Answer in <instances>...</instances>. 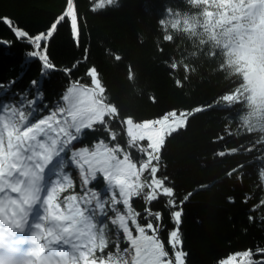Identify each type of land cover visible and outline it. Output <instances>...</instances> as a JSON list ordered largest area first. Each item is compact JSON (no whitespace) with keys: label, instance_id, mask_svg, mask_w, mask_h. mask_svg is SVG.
<instances>
[{"label":"snow or ice","instance_id":"snow-or-ice-1","mask_svg":"<svg viewBox=\"0 0 264 264\" xmlns=\"http://www.w3.org/2000/svg\"><path fill=\"white\" fill-rule=\"evenodd\" d=\"M197 3L198 7L193 0H185L187 6L199 13L196 19L200 29L209 34L207 43L215 62L214 71L224 73L226 80L237 77L238 86L230 85L214 104H225L228 108L242 105L238 110L239 125L249 134L253 131L261 134L245 149L251 152L256 145L264 146V120L259 119V115H264V0H197ZM114 4H118V0H96L90 10L95 12ZM67 6L68 0L66 9ZM184 16L179 10L167 7L165 18L158 21L163 33L158 39L171 43L174 38L170 33L176 31V21L184 22L180 19ZM65 21L69 22L74 42L79 45L78 15L75 29L70 17L63 12L47 29L36 34L13 25L11 19L0 18L17 41L30 45L25 65L32 62L30 58L38 59L42 77L57 68L50 58L49 44ZM0 43L9 46L2 38ZM157 50L163 53L159 45ZM105 51L114 60L123 59L118 53ZM191 58L193 54L188 53L187 58L181 56L177 60L176 56H169L164 61L177 87L182 88L190 73L196 70L195 65L186 67L187 59ZM84 59L86 62L87 50ZM76 67L78 64L64 71L71 75ZM181 70L183 79L178 75ZM84 75L89 83H72L62 96L65 107L34 122H29L31 113L26 114L18 107L9 110L0 104L5 112L10 111V117L0 115V264H187L181 225L183 205L191 194L177 200L174 188L166 186L169 177L158 175L161 153L168 137L187 128L189 112L195 116L213 105L197 106L195 111L172 109L160 117L138 122L119 117L114 106L109 110L106 87L95 65L87 68ZM31 86L36 88L37 94L28 101L29 105L42 98L39 82L33 80ZM26 95L25 92V98ZM150 100L156 102L154 96H150ZM110 121L123 126L127 144L136 148L143 160L133 161L120 144L110 146L103 138L98 139L92 149L72 147L82 139L85 130L104 132L109 141L115 142L118 134L111 128ZM225 131L232 135L227 124ZM224 139V135H219L214 142ZM238 151L224 147L214 156L233 155ZM68 156L70 159H66ZM258 159L264 160V157ZM242 167L239 165L228 175ZM65 168L78 170L77 179L72 178L70 171L65 172ZM145 173L147 178H143ZM98 174L111 191L109 199H101L100 192L93 188ZM259 176L264 186V169ZM240 178L238 175L237 179ZM77 184L82 194L73 192L62 196L76 189ZM138 197L146 202L143 213L133 207V198ZM161 197L168 198L164 207L169 210L171 229L163 222L161 211L148 207ZM256 207H264V199L251 210ZM109 212L113 214L110 223L118 230L117 235H122L130 245L124 253L117 241H112L110 248L108 224L97 220V217H107ZM30 217L33 218L31 224ZM252 219L249 216L250 222ZM28 229H31L30 234H26ZM161 233H166L170 250H166ZM60 246H68L70 250ZM222 264H264V248L256 247L255 253L247 249L231 254Z\"/></svg>","mask_w":264,"mask_h":264},{"label":"trees","instance_id":"trees-1","mask_svg":"<svg viewBox=\"0 0 264 264\" xmlns=\"http://www.w3.org/2000/svg\"><path fill=\"white\" fill-rule=\"evenodd\" d=\"M95 3L96 0H68L66 9V0H0V18L11 19L13 25L29 33L44 31L63 12L70 17L73 29L78 15L81 29L77 45L69 22H62L49 44V55L57 68L42 77L38 59L30 58L32 62L25 65L30 45L17 41L7 24L0 22V38L9 42V46L0 43V101L12 99L20 103L26 114L31 113L29 122H34L59 107H65L62 96L66 90L75 82L87 85L89 78L85 77V71L95 65L106 87L109 110L114 106L119 117L142 122L172 109L195 111L197 106L213 105L195 116L189 112L187 115L191 118L187 128L168 137L161 153L158 175L169 177L166 186L174 188L177 200L191 194L183 205L181 225L183 248L188 253L187 264H222L231 254L247 249H253L255 253L256 247L264 248V207L251 210L264 199V186L259 176L260 170L264 169V160L258 159L264 157V151L260 150L264 146L256 145L253 151H245L261 134L255 131L249 134L239 125L238 110L242 105L228 108L225 104H214L230 85L238 86L237 77L226 80L224 73L214 71L215 62L207 43L209 34L198 25L196 17L199 13L187 6L185 0H118V4L94 12L90 9ZM193 4L199 6L197 0H193ZM167 7L185 14L180 18L184 22L176 21V31L170 33L174 38L171 43L158 39L163 35L158 21L165 18ZM158 45L163 48V53L157 50ZM106 49L120 54L123 59L114 60L106 54ZM188 53H192L193 58L187 59L186 67L195 65L196 70L180 88L175 85L164 61L169 56H176L177 60L181 56L187 58ZM74 64L78 67L71 75L66 74L64 69ZM178 75L183 79L184 71H179ZM33 80L39 82L42 98L29 105L28 101L37 94L36 88L31 86ZM150 96L156 98L155 103ZM259 119L264 120V115H259ZM226 124L232 135L226 134ZM110 126L118 134L115 142L109 141L104 132L85 130L82 139L74 142L72 147L92 149L94 143L103 138L110 146L120 144L133 161L139 163L143 160L137 149L127 144L123 126L115 121H110ZM219 135H224L225 139L214 142ZM224 147L239 151L215 157L214 153ZM239 165L243 167L229 176V171ZM69 171L65 168V172ZM77 172L74 168L70 171L74 180ZM238 175L240 179H237ZM147 176L145 173L143 178ZM93 188L100 192L101 199L110 198L107 182L99 174ZM73 192L82 194L79 184L62 196ZM167 199L161 197L148 207L161 211L163 222L171 229L169 210L164 207ZM132 203L143 213L146 206L143 197L133 198ZM112 215L109 212L107 217H97V220L108 224L110 248L111 242L117 241L121 253H124L130 245L122 235H117L118 230L110 223ZM249 216L253 217L251 222ZM161 237L165 239L166 250H170L166 233H161ZM256 258L254 255L253 259Z\"/></svg>","mask_w":264,"mask_h":264},{"label":"rangeland","instance_id":"rangeland-1","mask_svg":"<svg viewBox=\"0 0 264 264\" xmlns=\"http://www.w3.org/2000/svg\"><path fill=\"white\" fill-rule=\"evenodd\" d=\"M7 104H9V105H8V106H7L6 104H4V105H6L7 108H8L9 110H10L12 107H18V108H20L18 104L13 103V102H11V101H8ZM0 112H1L0 115H6L7 117H10V111H9V112H5L3 107H0ZM60 247H61V246H60ZM62 248H63L64 250H70V248H69L68 246H65V247H62Z\"/></svg>","mask_w":264,"mask_h":264}]
</instances>
